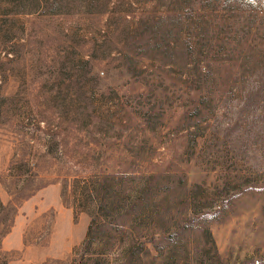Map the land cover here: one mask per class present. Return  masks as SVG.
Here are the masks:
<instances>
[{"label": "rangeland", "instance_id": "374dc122", "mask_svg": "<svg viewBox=\"0 0 264 264\" xmlns=\"http://www.w3.org/2000/svg\"><path fill=\"white\" fill-rule=\"evenodd\" d=\"M86 186L264 264V0H0V264H92Z\"/></svg>", "mask_w": 264, "mask_h": 264}, {"label": "trees", "instance_id": "16d2710c", "mask_svg": "<svg viewBox=\"0 0 264 264\" xmlns=\"http://www.w3.org/2000/svg\"><path fill=\"white\" fill-rule=\"evenodd\" d=\"M82 189L81 205L95 208L84 245L92 264H224L206 217L196 209L177 215L149 212L140 207L144 192L120 196ZM116 217L122 219L119 225Z\"/></svg>", "mask_w": 264, "mask_h": 264}]
</instances>
